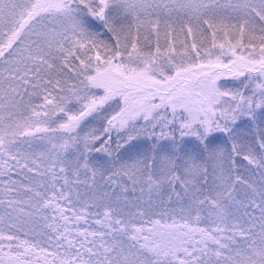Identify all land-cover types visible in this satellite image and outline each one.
<instances>
[{
    "label": "snow or ice",
    "instance_id": "6c2138e0",
    "mask_svg": "<svg viewBox=\"0 0 264 264\" xmlns=\"http://www.w3.org/2000/svg\"><path fill=\"white\" fill-rule=\"evenodd\" d=\"M0 264H264V0H0Z\"/></svg>",
    "mask_w": 264,
    "mask_h": 264
},
{
    "label": "rangeland",
    "instance_id": "374dc122",
    "mask_svg": "<svg viewBox=\"0 0 264 264\" xmlns=\"http://www.w3.org/2000/svg\"><path fill=\"white\" fill-rule=\"evenodd\" d=\"M221 82L223 87L225 88H234L237 86V81L234 80L232 77H222ZM241 129L244 130L245 126L241 125Z\"/></svg>",
    "mask_w": 264,
    "mask_h": 264
}]
</instances>
